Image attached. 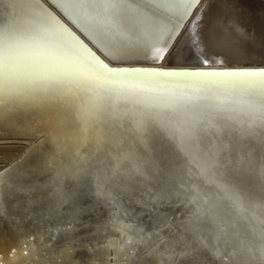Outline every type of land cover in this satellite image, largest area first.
Listing matches in <instances>:
<instances>
[{
  "label": "bare ground",
  "instance_id": "6f19581e",
  "mask_svg": "<svg viewBox=\"0 0 264 264\" xmlns=\"http://www.w3.org/2000/svg\"><path fill=\"white\" fill-rule=\"evenodd\" d=\"M52 1L81 28L61 7L64 0ZM31 3L44 11L32 0ZM132 3L138 7L124 22V30L119 37L125 43L146 48L158 39L165 42L177 36V40L194 17L199 16V21L196 18L193 20L196 27L192 22L177 48L173 57L175 63L191 60L264 61L263 0H199L195 8L188 9L186 15L180 7V0H132ZM18 4L19 0H4V16L7 17ZM85 33L110 56L113 50L107 41L102 43L100 39ZM174 41L167 47L164 60L171 52ZM155 52L156 48H151L146 53L115 55L116 58H152ZM85 55L96 60L89 52ZM228 80L227 77L218 76L118 77L115 87L121 89L120 96L126 97L127 102L109 109L103 120H90L82 109L78 110L79 101L61 103L52 99L37 100L15 109L6 108L0 115V126L4 124L9 131L23 135L42 133L48 137L55 152L49 150L45 156H49L57 167L59 163L80 164L79 158L82 157L79 156L85 153L84 146L96 140L100 141L97 147L103 150L98 154L110 159L107 168L127 172L139 161L151 164V168L147 167L137 181L127 175L123 179L125 185L117 182L118 190L130 198H135L136 191H139L145 197L151 195V200L157 203L166 196L168 200L164 201L174 205L181 203V208L187 211L186 215L190 213L192 216L183 220L161 218L173 227L164 233L159 232L161 219L154 221L157 219L156 213L153 215L154 222H148L149 229H145L141 223L130 227L127 240L134 251L129 255L123 253L124 264H200L208 250L227 253L228 264H264V256L257 251L259 237L264 233V127L249 126L248 118L239 110L221 111L215 107L217 98H233ZM193 81H208L215 86L205 87ZM187 96L206 99L181 103L175 111L164 108L170 99L179 100ZM137 101H154L160 107L150 108L148 103ZM194 124L198 130L188 134ZM177 129L184 134L181 135ZM90 152L93 150L87 153ZM209 156L216 166L211 175L201 173V166ZM64 166L68 171L61 172V176L69 179L74 175L85 177L88 174L71 169L75 166ZM150 178L154 180L149 181L152 180ZM81 183L87 184L84 181ZM55 186L59 189V186ZM82 186L71 185L64 190L60 188L56 193L59 200L64 199L69 206L70 214L64 217L80 220L91 214L87 200L77 198H86ZM229 195L238 198L240 206L238 210L226 213L216 206L223 202L230 203ZM81 200L86 201L87 205ZM94 215L100 233L102 213L99 201L96 202ZM16 222L1 227L2 232L5 230L2 236H6L5 232L11 234L13 230H20L21 223ZM77 233L81 231L71 228L65 235L70 238L71 235L77 236ZM113 233L110 230L109 235L95 237L94 241L81 240V248L73 244L66 249V252H70L67 254H59L60 251L65 253V247L56 249L54 245L51 253H48L49 258L55 262V258L61 256L64 259L62 264H106L100 247V243L105 241L114 248V259L118 260L125 247L118 248L117 237Z\"/></svg>",
  "mask_w": 264,
  "mask_h": 264
},
{
  "label": "water",
  "instance_id": "95a60500",
  "mask_svg": "<svg viewBox=\"0 0 264 264\" xmlns=\"http://www.w3.org/2000/svg\"><path fill=\"white\" fill-rule=\"evenodd\" d=\"M32 1L45 12L50 13L51 16L55 17L69 32L77 37L96 60H99L111 69L199 71L208 73L264 69V61L250 60L229 62L191 60L189 62L175 63L173 57L175 56L176 50L186 37L196 16L177 40V36H172L160 47V50H163V48L170 46L175 40L174 46L165 60H154L150 57H123L113 60L52 0ZM98 52L107 60L106 62L98 55ZM161 60H164V62L161 63ZM148 65L157 67H140ZM1 125L0 228L14 221H19L21 226L20 230H13L11 234L5 232V237L1 234L5 230L3 232L0 230V264H62L64 259L61 256L55 258V262L49 258L48 253H51L54 245L56 249L65 247V253L60 251L59 254H67L70 253L66 252L69 246L75 244L76 247L81 248L80 243L83 242L81 240L94 241L95 237L105 236V234L109 235L110 230H113V234L117 237L116 244L118 248L125 247L123 249L125 251L121 252L119 261L117 259L115 260L114 248L109 246L105 241L101 242L100 247L105 255V262L106 264H124L125 256H123V253L129 255V253L134 251V249L132 250L130 248V241L127 240L130 227L141 223L145 229H149L148 222L159 221L161 218L164 220H175L176 217L181 220L182 218L185 219L186 217L192 216L190 213L186 215L187 211L181 208V203L174 205L170 201H164V199H167L166 196L163 197L164 199L162 198V202L157 203V201L151 200V195L145 197L141 192L136 191L137 196L130 198L128 194H124L118 190L120 188L117 182L125 185L126 182L123 179L127 175L133 177L134 181H137V178L143 174L147 167L151 168V164L149 163L145 164L139 161L132 168L130 167V170L127 172L119 168H107L110 159L103 158V155L98 154V152L102 153L103 150L97 147L100 141L96 140V142H87V146H84L85 153L79 156L82 157L79 158L81 159L80 164L74 165V162L69 164L59 163L57 167L52 164V160H49V156H45V152L49 150L55 152V148L52 147V142L48 137L42 133L23 135L18 132H11L6 125ZM90 150H93V152L87 153ZM64 165L70 167L75 166L71 169H79L78 171L88 174L85 177L82 175H74L73 178L69 179L65 175L61 176V172L68 171L65 170ZM109 170L114 171L109 172ZM60 176L62 179L59 180L58 177ZM150 179L152 180L149 181L154 180V178ZM83 181L87 184L81 183ZM78 183L83 185L82 189H85L84 193L86 198L83 196L77 198L86 199L89 207L88 210L92 212L87 217H83L84 219L74 220L70 217H64L70 214L68 212L69 206L64 199L59 200L60 198L56 196V193L60 191V188L64 190L71 185H80ZM55 185L59 186V189L54 188L53 186ZM141 185L145 186L143 184ZM139 187L143 189V187ZM110 190L114 192L110 193ZM59 195L62 194L59 192ZM129 199L132 203L128 201ZM97 201L101 203L102 213L100 233L98 232V220L94 215ZM84 202L86 203V201ZM154 214L157 216L155 220L153 218ZM196 215L199 214L197 213ZM164 220L161 219L159 225V232L161 233H164L167 229L169 230V228H173L171 224L168 225ZM71 228L77 231L80 230L81 233H77V236L71 235L70 238H66V231H69ZM48 242L50 243L49 246H47ZM205 252L207 253L203 254L200 264L229 263V258L226 256L227 253L224 251L216 253L208 250Z\"/></svg>",
  "mask_w": 264,
  "mask_h": 264
},
{
  "label": "snow or ice",
  "instance_id": "6c2138e0",
  "mask_svg": "<svg viewBox=\"0 0 264 264\" xmlns=\"http://www.w3.org/2000/svg\"><path fill=\"white\" fill-rule=\"evenodd\" d=\"M199 0H180L184 15ZM4 0H0V115L4 110L26 106L37 100H52L64 103L79 101L78 110L92 121L103 120L109 109L127 102L120 96L121 89L115 87L118 77H160L195 78L218 76L229 78L233 98L220 100L215 107L221 111L239 110L248 118L249 126L264 127V69L228 72L158 71L149 69H111L99 60L85 55L88 50L67 28L50 13L33 6L31 0H19V4L4 16ZM61 7L73 17L88 34L107 41L115 53L130 54L147 52L156 48L152 59H163L167 47L157 40L146 48L125 43L121 37L124 22L138 7L132 0H64ZM183 19V16H181ZM200 17H196L199 21ZM196 21L193 27H196ZM187 82V81H185ZM205 87L215 86L208 81H193ZM206 97H180L170 99L164 108L176 110L183 104ZM148 103L150 108H159L156 102ZM211 122H209V125ZM192 125L188 134L196 132ZM181 132V129H177ZM184 133L181 132V135ZM216 166L211 157L204 161L201 173L211 175ZM201 173H198L201 174ZM230 203L223 202L216 207L226 213L238 210V198L229 195ZM247 211V209H245ZM264 214V210H262ZM264 223V220H262ZM257 251L264 256V233L259 237Z\"/></svg>",
  "mask_w": 264,
  "mask_h": 264
},
{
  "label": "rangeland",
  "instance_id": "374dc122",
  "mask_svg": "<svg viewBox=\"0 0 264 264\" xmlns=\"http://www.w3.org/2000/svg\"><path fill=\"white\" fill-rule=\"evenodd\" d=\"M194 8H195V7H194ZM187 21H188V20H187ZM187 21H186V22H187ZM182 29H183V28H182ZM182 29H181V30H182ZM180 32H181V31H180ZM179 34H180V33H179Z\"/></svg>",
  "mask_w": 264,
  "mask_h": 264
}]
</instances>
